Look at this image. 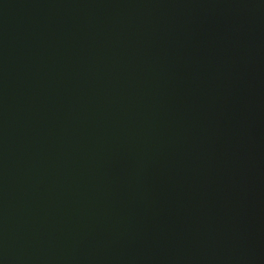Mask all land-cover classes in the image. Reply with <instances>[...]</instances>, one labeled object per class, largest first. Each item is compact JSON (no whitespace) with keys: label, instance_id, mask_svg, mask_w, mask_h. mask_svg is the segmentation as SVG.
Returning <instances> with one entry per match:
<instances>
[{"label":"water","instance_id":"water-1","mask_svg":"<svg viewBox=\"0 0 264 264\" xmlns=\"http://www.w3.org/2000/svg\"><path fill=\"white\" fill-rule=\"evenodd\" d=\"M0 264H264V0H0Z\"/></svg>","mask_w":264,"mask_h":264}]
</instances>
